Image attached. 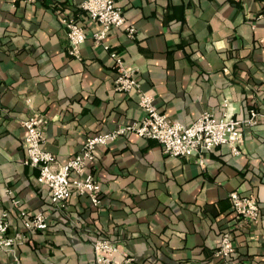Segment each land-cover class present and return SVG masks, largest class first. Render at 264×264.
<instances>
[{
  "label": "crops",
  "instance_id": "1",
  "mask_svg": "<svg viewBox=\"0 0 264 264\" xmlns=\"http://www.w3.org/2000/svg\"><path fill=\"white\" fill-rule=\"evenodd\" d=\"M83 1L0 0V209L9 212L10 235L25 233L13 251L0 252V264H97L92 241L103 236L134 264H216L220 237L236 223L233 190L254 195L260 217L237 228L232 263L264 264V119L242 125L240 155L222 145L172 157L156 139L122 135L88 165L101 182V207L74 192L55 209L39 168L24 163L23 121L32 111L46 117L43 146L59 165L89 135L144 117L138 94L115 89L110 53L94 44L99 24ZM117 3L126 24L106 42L138 67L143 90L156 93L170 118L190 124L204 111L241 120L252 109L264 113V0ZM66 15L87 27L80 57L69 53ZM24 211L45 212L48 227L27 231Z\"/></svg>",
  "mask_w": 264,
  "mask_h": 264
},
{
  "label": "built area",
  "instance_id": "2",
  "mask_svg": "<svg viewBox=\"0 0 264 264\" xmlns=\"http://www.w3.org/2000/svg\"><path fill=\"white\" fill-rule=\"evenodd\" d=\"M33 1V0H26ZM81 9L90 19L99 24L93 33L95 45H102L110 53L113 68L116 72L114 87L117 91L136 93L139 104L144 110L140 121L120 124L113 130L89 135L80 151L65 164L59 165L55 155L47 151L45 142L46 117L37 111L23 121L25 128L26 165L39 168L38 181L48 188L51 202L60 211L66 207V202L74 192L87 195L96 207L102 205V186L96 176L88 171L89 163L95 157V151L102 145H108L127 133H137L140 136L158 140L165 153L172 157H189L202 154L218 146H227L231 153L240 155L243 151L245 135L242 125L256 124L264 119V113L252 109L247 119H237L228 113L217 118L212 111H204L196 120L185 124L180 120L170 118L157 106L156 93L143 90L138 79V67L125 61L121 53L111 48L106 42L111 29L123 27L126 15L117 0H84ZM70 41L69 53L80 57L81 47L88 38L87 27L75 16H63ZM128 35L136 36L134 25L126 27ZM226 105L228 103L226 102ZM232 208L235 212V225L227 228L221 235L214 256L216 264H233L232 258L236 252L235 233L238 227L247 223H255L260 217V205L254 195L233 190L229 194ZM16 204H21L14 198ZM25 229L27 231L44 230L49 225L45 212H35L30 215L25 211ZM10 215L5 209H0V252L13 251L25 240V233L18 231L14 235L8 233ZM97 264H134L135 258L121 251L119 245L105 237H97L92 241Z\"/></svg>",
  "mask_w": 264,
  "mask_h": 264
},
{
  "label": "trees",
  "instance_id": "3",
  "mask_svg": "<svg viewBox=\"0 0 264 264\" xmlns=\"http://www.w3.org/2000/svg\"><path fill=\"white\" fill-rule=\"evenodd\" d=\"M81 8V7H80ZM67 16V15H66ZM70 16V15H69ZM103 237H105V238H107L108 239V237H106V236H103Z\"/></svg>",
  "mask_w": 264,
  "mask_h": 264
}]
</instances>
